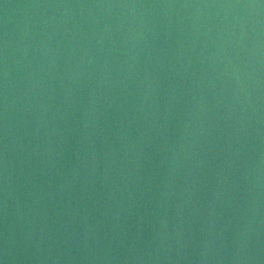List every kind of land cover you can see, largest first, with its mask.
Returning a JSON list of instances; mask_svg holds the SVG:
<instances>
[{
	"label": "water",
	"instance_id": "obj_1",
	"mask_svg": "<svg viewBox=\"0 0 264 264\" xmlns=\"http://www.w3.org/2000/svg\"><path fill=\"white\" fill-rule=\"evenodd\" d=\"M0 264H264V0H0Z\"/></svg>",
	"mask_w": 264,
	"mask_h": 264
}]
</instances>
